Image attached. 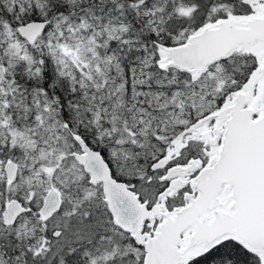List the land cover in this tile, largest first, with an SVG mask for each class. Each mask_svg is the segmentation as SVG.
Here are the masks:
<instances>
[{
	"label": "snow or ice",
	"instance_id": "1",
	"mask_svg": "<svg viewBox=\"0 0 264 264\" xmlns=\"http://www.w3.org/2000/svg\"><path fill=\"white\" fill-rule=\"evenodd\" d=\"M0 264H264V0H0Z\"/></svg>",
	"mask_w": 264,
	"mask_h": 264
}]
</instances>
